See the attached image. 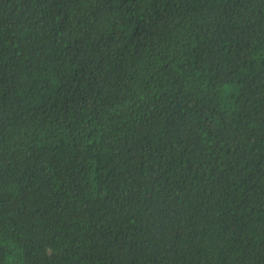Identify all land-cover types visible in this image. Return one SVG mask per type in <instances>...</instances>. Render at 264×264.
Here are the masks:
<instances>
[{
  "label": "trees",
  "instance_id": "obj_1",
  "mask_svg": "<svg viewBox=\"0 0 264 264\" xmlns=\"http://www.w3.org/2000/svg\"><path fill=\"white\" fill-rule=\"evenodd\" d=\"M0 264H264V0H0Z\"/></svg>",
  "mask_w": 264,
  "mask_h": 264
}]
</instances>
